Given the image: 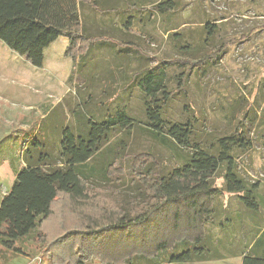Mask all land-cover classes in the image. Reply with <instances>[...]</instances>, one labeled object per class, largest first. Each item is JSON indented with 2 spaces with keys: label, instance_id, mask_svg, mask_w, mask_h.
Returning <instances> with one entry per match:
<instances>
[{
  "label": "trees",
  "instance_id": "trees-1",
  "mask_svg": "<svg viewBox=\"0 0 264 264\" xmlns=\"http://www.w3.org/2000/svg\"><path fill=\"white\" fill-rule=\"evenodd\" d=\"M85 4L100 10L95 0H0V42L35 69L43 67L45 50L61 37L68 42L64 56L74 61L77 51L83 59L93 44L81 30L79 6ZM151 6L152 21L176 11L175 0ZM179 27L162 30L177 54L169 63L182 69L173 75L175 89L169 88L166 63L134 73L141 118L121 105L96 117L97 112L78 113L73 124L59 132L56 153L48 151L43 137L27 144L21 153L23 166L15 170L0 200L1 248L24 254L15 245L32 233L40 236L62 197L74 212L82 203L97 211L89 190L97 178L118 198L114 210L94 216L78 211L84 218L76 226L55 228L58 235L51 232L50 239H42L51 263L192 264L240 256L241 264H264V223L254 221L264 209V199L258 196L259 185L239 174L234 157L251 149L242 129L207 147L197 138L192 121L163 119L173 95L186 93L190 74L217 64L228 45L209 44L216 23L200 26L205 35L201 45L186 41L176 32ZM134 132L175 151L179 164L165 170L148 153H128L124 138ZM216 179L222 180L220 187ZM224 194L235 196L244 213L254 216L249 229L240 214L223 204L218 207Z\"/></svg>",
  "mask_w": 264,
  "mask_h": 264
},
{
  "label": "rangeland",
  "instance_id": "rangeland-1",
  "mask_svg": "<svg viewBox=\"0 0 264 264\" xmlns=\"http://www.w3.org/2000/svg\"><path fill=\"white\" fill-rule=\"evenodd\" d=\"M156 1L142 0L143 8L140 11L152 13L151 4ZM175 2L176 11L166 15V19L156 15L154 23L142 27L143 31L136 26L129 31V35L118 36L131 44L120 42L118 38L112 40L96 36L86 56L81 59L80 52L76 51L73 61L64 56L67 42L63 55L57 51V54L45 58L43 69L33 68L0 42V200L9 191L15 170L23 166L21 153L33 138L43 137L48 151L56 153L59 132L73 124L78 113L91 115L97 112L96 117L106 108V113H109L121 105L127 107L131 116L141 118L142 107L135 82L131 78L123 84L109 54L111 49L107 48L108 44L97 48L99 43H111L112 50L127 49V54L132 56L128 62H124L129 77H133L132 72L145 66L155 68L168 64L166 73L172 90L176 87L171 82L173 75H178L182 69L169 63L177 54L162 30L180 26L176 32L182 33L183 38L191 44L201 45L205 35L200 26L204 22L217 24V32L209 44L228 42L227 48L217 64L199 74H190L186 93L176 92L173 95L164 110L163 119L171 122L192 121L197 138L207 147L216 138L242 129L244 137L251 143V149L236 152L237 170L247 182L259 185L258 196L264 199V0ZM64 40L59 38L50 47L58 49V43ZM124 140L128 153H148L165 170L179 164L175 151L139 132L131 133ZM215 184L220 187L222 180L216 179ZM89 190L97 211H90L93 205L84 203L78 211L94 216L98 211L114 210L118 198L113 196L108 185L104 186L96 178ZM222 204L240 214L242 225L250 228L254 216L244 213L235 196L224 194L218 200V207ZM78 211L69 208L66 198H60L53 206L51 219L43 230H39L40 236L37 232L32 233L15 245L24 254L0 247V264H53L49 257L50 250L46 249L47 245L42 239L46 236L50 239L51 232L56 233L54 237L58 235L55 228L76 226L84 218ZM254 221L261 225L264 223V209L255 216ZM225 241L223 237V244ZM241 261L242 258L236 256L210 264H241ZM54 263L57 264V261ZM86 264L98 263L92 260Z\"/></svg>",
  "mask_w": 264,
  "mask_h": 264
},
{
  "label": "crops",
  "instance_id": "crops-1",
  "mask_svg": "<svg viewBox=\"0 0 264 264\" xmlns=\"http://www.w3.org/2000/svg\"><path fill=\"white\" fill-rule=\"evenodd\" d=\"M98 4L100 10L93 9L90 5H80L79 14H80V24L82 33L85 36L94 38L96 36H103L113 40L117 38L120 42L126 44H131L130 41L125 40L124 38H119L118 36L124 34L129 35V31L134 27L138 26L140 31H143L142 27L154 23L152 18L149 17V12L142 13L140 11L143 8L142 0H95ZM63 38V37H61ZM64 42L58 43V49L48 47L46 50V56L44 52V62L45 58L49 55H55L60 53L63 55L67 40L64 38ZM106 45L107 48H110L109 52L115 69L121 75V80L123 84H126V81H130L133 77L127 76L126 72L128 67L124 65V62H128L129 58L132 56L127 54V49H116L112 50L111 43L101 42L96 47ZM57 46V45H56ZM128 46V45H127ZM62 48V50H61ZM129 48V47H127ZM105 49V48H104ZM45 50V51H46ZM23 59V58H22ZM102 67V66H100ZM43 69V67L41 68ZM136 72V71H135ZM132 72L131 76H134ZM220 261V260H219ZM223 261V260H221ZM213 262V261H211ZM211 262H202V263H192V264H210Z\"/></svg>",
  "mask_w": 264,
  "mask_h": 264
}]
</instances>
